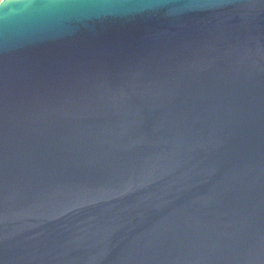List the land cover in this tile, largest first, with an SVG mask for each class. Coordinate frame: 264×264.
I'll list each match as a JSON object with an SVG mask.
<instances>
[{
	"label": "water",
	"instance_id": "water-1",
	"mask_svg": "<svg viewBox=\"0 0 264 264\" xmlns=\"http://www.w3.org/2000/svg\"><path fill=\"white\" fill-rule=\"evenodd\" d=\"M0 264H264V0H5Z\"/></svg>",
	"mask_w": 264,
	"mask_h": 264
},
{
	"label": "snow or ice",
	"instance_id": "snow-or-ice-1",
	"mask_svg": "<svg viewBox=\"0 0 264 264\" xmlns=\"http://www.w3.org/2000/svg\"><path fill=\"white\" fill-rule=\"evenodd\" d=\"M5 3V0H0V5H3Z\"/></svg>",
	"mask_w": 264,
	"mask_h": 264
}]
</instances>
